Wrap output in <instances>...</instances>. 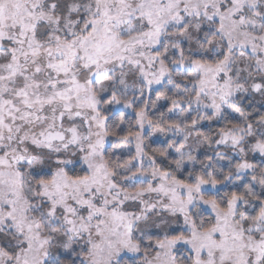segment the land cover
<instances>
[{"label":"snow or ice","instance_id":"1","mask_svg":"<svg viewBox=\"0 0 264 264\" xmlns=\"http://www.w3.org/2000/svg\"><path fill=\"white\" fill-rule=\"evenodd\" d=\"M0 264H264V0H0Z\"/></svg>","mask_w":264,"mask_h":264}]
</instances>
